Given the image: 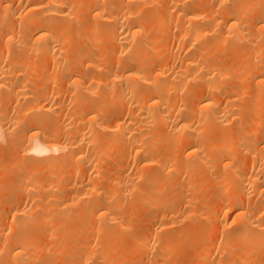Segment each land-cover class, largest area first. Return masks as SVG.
Returning <instances> with one entry per match:
<instances>
[{"label": "bare ground", "instance_id": "1", "mask_svg": "<svg viewBox=\"0 0 264 264\" xmlns=\"http://www.w3.org/2000/svg\"><path fill=\"white\" fill-rule=\"evenodd\" d=\"M198 1L200 2V0H1L0 63H4L5 56L11 55L12 58L20 56L23 59L31 55L30 58L38 57V61L33 60L34 66L33 64L30 66L35 67L36 62L42 63L35 68L31 66L33 69L38 68L40 75L45 70L51 78L53 72L54 77L56 76V79H47L44 82L58 83L57 76L60 74L55 75L58 69H64L66 75L63 77L60 75L59 80L65 78L59 82L61 87L54 85L58 87L55 91L44 89L45 92L40 93L36 87V89L31 87L32 90L27 87L28 93L23 90L28 86L26 83L25 86L23 84L27 80H23L21 84L10 86V83L6 86L5 72L0 74L1 90H8L17 96H26L23 99L28 107L25 108L24 119L22 118L21 122L14 119L17 126L20 124L18 128L21 126L24 128L20 141L23 142L22 150L23 146L25 148L21 150L23 154L19 155L23 156L22 160L30 161L36 157L38 160L40 157L42 159L39 162L37 160L38 164L37 158L34 159L37 167L32 165L35 164L33 160L27 164L32 166L24 170L25 175L20 187L27 193L26 203H30L28 206L31 205V208L28 209L27 205L17 206L10 215L9 226L12 231L4 234L0 230V262L122 264L124 253L118 254L120 252L115 249L117 252L114 254V251H110V244L122 243V239L119 240L124 234L123 237L130 238L128 240H131L133 248L144 250V264H169L163 253L166 255L175 250L169 251L172 248L171 227L177 219L200 217L211 219L212 212H217L218 216L205 230V233L216 235L203 243L197 242L196 246L201 244L195 264H264V256L261 257L263 254L261 251H264V133L259 135L253 127L244 132L238 129L235 131L236 134L253 136L256 141L251 143L252 145L249 144L250 146H244V143L234 145L230 141L227 125L241 119L235 112L238 90L230 88L229 84L236 80L235 72L220 69L204 57H207L209 49L223 50L225 43L234 52L242 42L247 47V53L244 54L248 55V62L251 63L254 59L252 62L256 63L254 65L251 63L254 70L249 65L254 72L251 76L256 83L255 87L259 88L257 90L259 93L256 91L258 94L256 98L264 95V68L260 69L255 62L264 50V0H204L205 2L201 0V4ZM254 6L260 7L259 17L256 16L257 10ZM145 7L149 11H143ZM159 8H164L166 14L161 13L160 16ZM248 12L253 13L255 18L245 17L249 16ZM80 22L82 27L80 32L78 30V39L75 33ZM74 24H77L76 29L75 27L72 29ZM155 38L162 39L161 41L156 39L159 45ZM152 44H157V47L155 45L153 47ZM170 46L174 47L175 51L167 55L166 52L173 49ZM238 47L240 49V46ZM155 51L158 55L159 53L164 55L163 59L161 57L162 60L154 55ZM93 52L101 54L102 60ZM73 53H78L79 57ZM152 53L151 57L155 63L151 61ZM229 55L228 60L232 58V54L230 59ZM75 56L78 62L77 60L75 62L76 58H73ZM153 57L157 61H154ZM30 62L32 63V59ZM50 70L51 74L48 72ZM16 74L15 77L19 76ZM47 74L46 77L49 78ZM27 78L30 82V78ZM36 80L38 81V78ZM63 82L67 90L60 91L64 90L65 85H61ZM190 84L198 87L189 90L185 98L180 97ZM92 87H96L94 92L90 91L93 90ZM97 88L104 90L108 99L103 98L106 97L103 92L97 94ZM87 91L96 94L92 98L100 100L98 103L101 105L92 103L96 99H91ZM112 106H117L118 111H114L115 114L109 111V115H105L109 107L112 110ZM34 111L44 113L42 117L47 115L51 117L50 113L53 115L54 112L58 113L60 120L58 118L56 122V117H51L52 120L50 117L39 119L41 112ZM34 113L38 114V119L34 117ZM7 114L6 117H0V140L2 134L9 130L10 118ZM104 115L105 117H102ZM106 117L110 121L103 122ZM48 119L49 125L55 121L51 125L52 129H49V126L45 129ZM210 133L217 135L215 143L208 138ZM11 134L8 136L11 137ZM235 151H243L242 155L245 154L244 170L240 171L237 168L240 162L235 157ZM111 152L116 157L111 156ZM108 156L112 159L110 163H107ZM44 160L49 162L47 166ZM65 160L70 161V164L67 163L69 166L67 164L56 166V162L61 165L66 163ZM114 160L116 163H113ZM40 161L44 162L40 165L46 166L45 169L40 168ZM19 162L21 165L17 161L16 164L25 166L22 161ZM111 163L112 166L116 164L117 167H121H115L116 170L110 169L114 171L110 173L109 170L108 173L107 166H111ZM207 166L210 167L209 171ZM191 167L205 168V172L210 173L222 169L223 176L217 181L220 191L214 200L208 204L199 200V197L189 190L177 197L159 196L164 190L162 186L155 185L156 180L176 170L187 172ZM23 169L21 168L22 171ZM42 171H45L46 175L42 174L39 178L38 173L41 174ZM196 175L199 176L198 173ZM194 176L195 174L193 178ZM207 176L209 179L211 175ZM231 177L234 182L230 188L231 184L227 181ZM186 178L184 181L193 186L194 183L191 184L193 179L191 180L189 175H186ZM202 184L203 190L206 183ZM135 191L138 194L134 198L150 210L146 225L141 228L144 232L141 233L136 232L140 229H134L129 225L122 212V202ZM32 209L41 210L43 220L46 222L49 220V223L54 224L52 229L46 230V236L52 238L51 244L57 242V245L62 241L63 244H59V248L57 246L60 254L58 259L51 258L48 254L50 260L43 258V261L38 260L41 253L39 250L41 246L39 247L37 243L39 236L37 234V240L33 234L31 235L30 230L31 233H28L25 229L28 227V219L34 217L31 216ZM77 212L83 216L79 217L85 220V224L82 225V222V226L74 230L59 228L63 222L70 220L71 216L76 218ZM42 235L40 238L44 240L46 236ZM74 235L80 239L72 241L71 246L67 242H70ZM53 237L58 241L55 242ZM65 243L70 247L67 248ZM41 245L43 246L42 242ZM51 247L55 248V244ZM125 248L123 245L121 250ZM62 251L65 252L64 259H61ZM44 252L46 254V251ZM254 253L257 255L253 258ZM54 260L55 262H52Z\"/></svg>", "mask_w": 264, "mask_h": 264}, {"label": "rangeland", "instance_id": "2", "mask_svg": "<svg viewBox=\"0 0 264 264\" xmlns=\"http://www.w3.org/2000/svg\"><path fill=\"white\" fill-rule=\"evenodd\" d=\"M203 2H205L204 0H202ZM0 2H1V0H0ZM198 3H200L201 4V0H200V2L198 1ZM253 3V2H252ZM202 7H204V3H203V5H202ZM256 8V10L257 11H255V10H253V8ZM253 8H252V10H253V12L255 11V13L257 14H255L257 17H259L258 16V14L260 13L259 12V8L260 7H256V6H254ZM150 8V10L152 9V6L151 7H149ZM254 8V9H255ZM157 9V11H158V8H156ZM160 10V16H161V13L163 14V15H165L166 14V12H165V9L164 8H159ZM149 11L148 9H147V7H145L144 9H143V11ZM252 10L250 11V12H252ZM156 11V10H155ZM261 11H262V9H261ZM259 12V13H258ZM165 13V14H164ZM156 14H159V13H156ZM247 14V13H246ZM248 14H249V16L248 15H246L245 17H250V16H252V18L250 17V19H253V17H254V14L253 13H249L248 12ZM253 14V15H252ZM162 15V16H163ZM255 18V17H254ZM257 19V18H256ZM75 25V24H74ZM76 26H77V24L75 25V26H73L72 27V29L75 27V29H76ZM79 27V28H78ZM80 27H82V23L80 22L79 24H78V26H77V32H76V30H75V34H77V33H79L80 32ZM78 30H79V32H78ZM74 31V30H73ZM164 34V33H163ZM78 35V34H77ZM76 35V36H77ZM167 35H168V33H167ZM166 34H165V36H167ZM164 35H162V37H163ZM164 36V37H165ZM74 38H75V36H74ZM78 39H79V35H78V37H77ZM77 38H75L76 40H77ZM92 38V37H91ZM156 39L157 38H155V41H156ZM159 40L161 41L162 39H160L159 38ZM158 39H157V41H159ZM154 41V42H155ZM156 41V42H157ZM158 43V42H157ZM160 43H158V45H159ZM240 44H242V45H240ZM256 44V43H255ZM85 45V44H84ZM83 45V46H84ZM155 44H152V46L153 47H157V44L154 46ZM257 45H258V43H257ZM257 45H255V46H257ZM151 46V45H150ZM151 46V47H152ZM238 46H240V49H238L239 47ZM238 46L236 47V50L233 52V50L231 49H229V46H228V44H226L225 43V45L223 46V50L222 49H220V50H222V51H213V50H211V49H209L208 51H207V57L206 56H204L205 58H207V60H210V62L211 63H213L214 65H216L217 67H219L220 69H222L223 68V70H227V71H233V72H235L236 73V75H235V73H234V76L236 77V80H238V81H234V82H231V83H229L230 84V88L232 87V89H234V88H236L235 90H238V95H237V97H236V99H235V104H236V107H235V112L237 113V116L238 117H240L241 119H238L236 122H230V123H228V125H227V134H229L230 136H231V138H230V141L235 145L236 143H241V144H245L244 146H246V145H248V146H250L249 144H253L255 141H256V138H254L253 136H248V135H246V134H244V133H242V134H236L235 133V131L236 130H241V131H247L248 129L250 130L252 127L253 128H255L257 131H258V133H259V135L261 134V133H264L263 132V130H264V95H262V96H260V98H259V96L256 98V95H258L257 94V92L259 93V91H257V90H259V88L258 87H255L256 85V83L252 80L253 79V76H251L254 72L252 71V70H254L253 69V65L254 64H256V63H254V62H252V61H254V59L252 60L251 58V63L253 64H251L250 62H248V59H249V57H248V55H246V54H244V53H247V47L245 46V44H243L242 42L241 43H239L238 44ZM259 46V45H258ZM172 46H170V48H171ZM173 49H171V50H169L168 51V49L166 50V51H168V52H166L167 53V55L169 54L170 55V53H173V51H175L174 49V47H172ZM256 48V47H255ZM150 49V48H149ZM147 50H148V47H147ZM146 50V52H148ZM154 50V49H153ZM229 50H230V52H229ZM237 50H238V52H237ZM242 50V51H241ZM82 51V50H81ZM96 51V50H95ZM98 51V50H97ZM96 51V52H97ZM150 51V50H149ZM162 51V50H161ZM172 51V52H171ZM211 51L212 52H214V53H211ZM160 52V51H159ZM216 52V53H215ZM93 53H95V52H93ZM97 53H99V51L97 52ZM97 53H95V56H96V54ZM149 53V52H148ZM151 53V52H150ZM149 53V54H150ZM156 53V54H155ZM164 53V51H162V54ZM240 53V54H239ZM241 53H242V55H244L243 56V59H242V55H241ZM73 54H75V53H73ZM73 54H72V56H73ZM161 53H159V55H158V53L155 51L154 52V55L156 56V57H160V60H162L163 59V56L165 55V53H164V55H162ZM228 54H232L231 55V59H230V55H229V59L230 60H228ZM71 55V54H70ZM75 55H78L77 57H79V54L77 53V54H75ZM92 55H94V54H92ZM162 55V56H161ZM166 55V56H167ZM246 55V56H245ZM261 56L260 57H262V58H260L259 57V59H257V61H255V62H257V65H258V67L261 69V68H264V50L262 51V53L260 54ZM26 56V55H25ZM24 56V57H25ZM34 56V55H33ZM97 56L100 58V56H101V54H97ZM151 56H153V53L150 55V57ZM154 56V57H155ZM238 56V57H237ZM240 56V57H239ZM10 57H11V59H10ZM13 56H8V57H6L5 56V59H4V63H0V74L1 73H3V72H5L4 73V75H5V79L6 80H4L5 81V84H6V86H8L10 83V86L11 85H16L17 83L18 84H21L22 82H23V80L25 81V80H27V82L25 81V82H23V84H24V86L27 84L28 86H25L24 87V89L23 90H25V91H27L28 92V90H26L27 89V87L28 88H30V90H32V88H37V91L39 92V91H41L40 93H42L43 91L45 92V90L46 91H55V89H57L58 87L57 86H54V85H59V87H61L60 86V83L59 82H61V81H63L64 80V78H62V80L60 81L59 80V77H60V75L62 74V77L63 76H65L66 75V73H65V70L64 69H58L59 71H58V73L56 74L55 73V75H58V74H60V75H58L57 77H58V79H57V82L59 83H55V84H53L54 82H56V81H53V83H51V82H44V81H47V79H56V76L54 77V72H53V76H52V78H51V76L50 75H48L47 73H46V71L44 70V73H41V75H40V71H38L39 69L38 68H36V69H33V68H35V67H37L41 62H40V60H39V62L40 63H38L37 64V62H36V66L35 67H33L34 66V62L37 60L38 61V57H36V58H30V57H32L31 55H27L26 56V58H23L22 59V57H20V56H17V57H15V58H12ZM19 57V58H18ZM69 57V56H68ZM71 57V56H70ZM80 57H82L81 55H80ZM94 57V56H93ZM97 57V58H98ZM150 57H148V60H149V58ZM154 57H153V59H154ZM155 57V58H156ZM161 57H162V59H161ZM209 57V58H208ZM72 58V57H71ZM71 58H69L70 59V61H71ZM74 59L76 58V56L75 57H73ZM96 58V59H97ZM98 58V59H99ZM158 58H156L159 62H160V60L158 59ZM12 59H13V61H12ZM15 59V60H14ZM26 59V60H25ZM31 59H32V63L30 62L31 61ZM68 59V60H69ZM219 59V60H218ZM235 59V60H234ZM6 60V61H5ZM9 60H11V61H9ZM18 60L20 61V62H18ZM33 60H35V61H33ZM76 60H77V62L79 61L77 58L75 59V62H76ZM100 60H102L101 58H100ZM157 60H155L154 59V61H157ZM212 60H213V62H212ZM217 60H218V62H217ZM222 60V61H221ZM238 60V61H237ZM247 62H246V61ZM29 61V62H28ZM69 61V62H70ZM151 61L153 62V60H152V57H151ZM150 61V62H151ZM214 61H216V62H214ZM223 61H225V62H223ZM235 61H237V62H235ZM242 61V62H241ZM245 61V62H244ZM259 61V62H258ZM14 64H13V63ZM26 62H28V64L26 63ZM72 62H74V60H72ZM149 62V63H150ZM171 62V61H170ZM220 62V63H219ZM234 62V63H233ZM19 63H20V65H19ZM153 63H155V62H153ZM230 63V64H229ZM234 65H233V64ZM248 63H250V64H248ZM2 64V65H1ZM6 64H7V66H6ZM30 64H33V68L30 66ZM244 64H246L245 65V67H244ZM12 65V66H11ZM14 65H16V67L14 66ZM17 65H19V67H17ZM25 65H27V67H25ZM41 65H42V63H41ZM41 65H40V67H41ZM226 65H228L227 67H226ZM232 65V66H231ZM249 65H250V67H252V70H251V68L249 67ZM28 66H30L31 68H32V70H31V68L30 67H28ZM221 66V67H220ZM225 66V67H224ZM243 67V69H242V67ZM249 68H250V70H249ZM6 69H9V70H6ZM11 69V70H10ZM43 70V69H42ZM41 70V71H42ZM61 70V71H60ZM82 70V69H81ZM23 71V72H22ZM36 71V72H35ZM63 71V72H62ZM248 71H251L250 73L248 72ZM10 72V73H9ZM17 74H16V73ZM35 72V74H36V77H35V74H33ZM49 72V74H51L52 72H51V70L50 71H48ZM253 72V73H252ZM47 74V76L49 77V78H47L46 77V74ZM14 74V75H13ZM15 74L16 75H19V76H16L15 77ZM64 74V75H63ZM84 74H85V72H84ZM13 77H12V76ZM30 75V76H29ZM81 75H83V73L81 74ZM81 75H80V77H81ZM248 75H249V77H248ZM244 76H246V77H244ZM12 77V78H11ZM27 77H29L30 79V82L28 81V78ZM41 77V78H40ZM46 77V78H45ZM83 77V76H82ZM15 78V79H14ZM24 78V79H23ZM38 78V81L36 80ZM40 78V79H39ZM43 78V79H42ZM61 78V77H60ZM243 78V79H242ZM8 79V80H7ZM239 79H240V81L242 82L241 84L240 83H238V82H240L239 81ZM246 79V80H245ZM21 80V81H20ZM43 80V81H42ZM59 80V81H58ZM249 80V81H248ZM245 81H247V83H245ZM13 83V84H12ZM26 83V84H25ZM31 83V85H29V84ZM32 83H33V85H32ZM44 83V84H43ZM48 83H50V84H53L52 86L50 85V84H48ZM65 85V83L63 82L61 85ZM229 84L226 86V87H228L229 86ZM232 84V85H231ZM236 84V86L234 87V85ZM37 85V86H36ZM42 85H43V87H42ZM32 87V88H31ZM56 87V88H55ZM189 87V89H187ZM194 87H198V86H196L195 84L193 85H188L187 87H186V90L183 92V94L181 93L180 95V97H186V95L188 94V91L189 90H192V89H194ZM35 88V89H36ZM50 88H51V90H50ZM93 88V90L92 89H90V91L91 92H94L95 91V89H96V87L94 88V87H92ZM258 88V89H257ZM45 89V90H44ZM63 89L64 90H60V88L58 89V90H60V91H65V89H66V85L63 87ZM98 89V91L96 90V92H97V94H98V92L99 93H101V92H103L102 94L103 95H105V93H104V90H100L99 88H97ZM1 90V89H0ZM4 90V91H3ZM23 90L21 91V93L23 92ZM58 90H56V91H58ZM67 90V89H66ZM261 90V89H260ZM257 91V92H256ZM0 92H2V93H0V99L1 98H4V99H1L0 100V115H3V116H0L1 118L2 117H4L7 113V117H9L10 118V120H9V118L7 119V120H9L8 121V125H9V130L5 133V134H7V135H3L2 134V138H3V140H2V138H1V140H0V208L3 206V208H1L0 209V230L2 231V232H4V234H8V233H10L11 231H12V229L10 228V226H9V222L11 221V219H10V215H11V212H12V210H14L17 206H19V207H24V205H29L30 203H26L27 202V193H24V191L22 190V188L20 187V183H21V181H22V178L24 177V175H25V171L27 170L26 168L27 167H29V166H32V165H37L38 164V162H39V160H42L41 159V157L39 158V160H38V158L36 159V158H34V159H36V162H37V160H38V162H37V164H36V162H35V160H34V163L35 164H30L29 166L27 165V164H29V163H32V159L29 161L28 159L27 160H25V159H23L22 160V158H23V156H20L19 154L21 153V155L23 154V152H21V150H22V145H23V142L21 143V139H22V137H23V135H22V137H21V134H23V127L21 126V128H18V127H20V124H18V126H17V122L15 123V120H18V122H21L23 119H24V117H25V115H26V112H25V108H27L28 106H27V102L25 103V100L23 99V97H26L25 95H23V93H22V95L23 96H21V95H19V96H17L16 95V93H11L10 91H8V90H5V89H2ZM88 92V91H87ZM95 92V93H96ZM106 92V91H105ZM256 92V93H255ZM263 91L261 90V93H262ZM8 93V94H7ZM29 93V92H28ZM89 94H90V92H88ZM264 93V92H263ZM2 94V95H1ZM18 97H16L15 95ZM24 94H26L27 95V93H24ZM93 93H91L90 95V97H91V99H96V98H92L93 96H96V94L94 95H92ZM108 94H110V93H108ZM5 95V96H4ZM14 95V96H13ZM184 95V96H183ZM261 95V94H260ZM21 96V97H20ZM106 96V95H105ZM89 97V98H90ZM103 97V96H102ZM110 97V96H109ZM16 99L17 101H15L14 99ZM21 98V99H20ZM103 98H107L108 99V95L106 96V97H103ZM26 99V98H25ZM91 99H89L90 101H92ZM110 99V98H109ZM257 99H258V101H257ZM7 100V101H6ZM22 100H24L23 102H22ZM27 100V99H26ZM101 100H102V98H101ZM1 101H2V103H4V104H2L1 103ZM93 101H95V102H93ZM92 101V103H94V104H96L97 103V105L98 104H100V103H98V101L99 102H101L100 100H93ZM102 101H104V100H102ZM21 102V103H20ZM20 103V104H19ZM29 103V102H28ZM104 103V102H103ZM255 103V104H254ZM89 105H91V104H89ZM101 105V104H100ZM27 106V107H26ZM105 108H106V106H105V104L103 105ZM19 107V108H18ZM114 106H112V110H111V108L109 107V109L107 110V114H105V115H109L108 113H109V111L110 112H112V113H114V111H118V109L119 108H117V106H115L114 108H113ZM119 107V106H118ZM15 108H17V109H15ZM15 109V110H14ZM21 109H23V111L21 110ZM7 112V113H6ZM15 112H17V113H15ZM34 112H36V111H34ZM38 112H41V111H37L36 113H38ZM57 112V111H56ZM256 112H258V113H256ZM112 113H110L111 115H114V114H112ZM40 114V116H39V119L40 118H47V117H50V115H47V116H45V117H42L43 116V114L44 113H39ZM51 114V117L52 118H55L56 120V122L58 121V118H59V120H60V117H59V115H58V113L57 114H55V112H54V115L52 114V113H50ZM34 117L36 118V119H38L37 118V116H38V114L36 115L35 113H34ZM56 115V116H55ZM105 115L104 116H102V117H105ZM111 115L110 116H108L109 117V119H110V117H111ZM24 116V117H23ZM54 116V117H53ZM6 117V116H5ZM12 117H14V118H12ZM51 117H50V119H51ZM108 117H106V119L105 120H107V121H103V119H102V121L103 122H108V121H110L109 119H107ZM17 118V119H16ZM19 118V119H18ZM23 118V119H22ZM254 118V119H253ZM15 119V120H14ZM52 120V119H51ZM12 121V122H11ZM48 122L46 123L47 125H45V129L49 126L50 128L49 129H52V127H51V125H52V123H54V122H52L51 123V125H49L50 123H49V119L47 120ZM51 122V121H50ZM10 123V124H9ZM49 123V124H48ZM58 124V123H57ZM12 125V126H11ZM14 125V126H13ZM55 125V124H54ZM54 125H53V127H54ZM17 126V127H16ZM47 126V127H46ZM11 127H13V129L14 130H12V128ZM48 129V128H47ZM12 130V131H11ZM255 130V131H256ZM21 131V132H20ZM262 131V132H261ZM12 133V134H11ZM20 133V134H19ZM11 134V137L10 136H8V135H10ZM19 134V135H18ZM104 134V133H103ZM102 134V136H104ZM4 136V137H3ZM101 136V137H102ZM5 137H10V138H8V139H6ZM208 138L210 139V141L212 142V143H215V141H217L216 139H217V135H215V133L214 134H212V133H210L209 135H208ZM18 141H20V142H17ZM23 141V140H22ZM251 144V145H252ZM24 148H25V146H23ZM24 148H23V150H24ZM116 148V147H115ZM117 149V148H116ZM22 150V151H23ZM114 151H115V149H114ZM113 151V152H114ZM113 152H111V156L112 155H114L115 156V152L113 153ZM242 152L243 151H235L234 152V154H235V157L239 160V165L240 166H237V168L241 171L242 169L244 170L245 169V163H244V161H246L245 159H246V157H245V154L243 153V155H242ZM56 155V157H57V154H55ZM109 155V156H110ZM58 156H59V154H58ZM107 157L108 159H109V161H107V160H105V161H107V163H110L111 162V156L110 157ZM20 157H21V159H20ZM116 157V156H115ZM47 158V157H46ZM244 158V159H243ZM58 159V158H57ZM113 159H114V157H113ZM116 159V158H115ZM19 160L20 161H22V164H25V166H19V165H21V162H19ZM49 160V159H48ZM59 160H61V158H59ZM16 161L19 163V165H18V163L16 164ZM58 161V160H57ZM62 162H63V160H61ZM242 161V162H241ZM43 161H40V163H39V165L42 163ZM44 162H45V160H44ZM43 162V163H44ZM65 162L66 163H63V164H59V162H56V166L58 167V166H62V165H66L67 163L68 164H70V161L68 160V162L65 160ZM49 162L48 161H46L45 162V165L47 166V164H48ZM61 163V162H60ZM106 162H105V164H107ZM113 163H116V161L114 160V162ZM113 163H111L110 165L111 166H107V168H108V170H107V172L109 173V170L110 169H114V170H116V168L115 167H117L116 166V164H114V166H112V164ZM67 164V165H68ZM13 167H12V166ZM15 165V166H14ZM38 165V166H39ZM66 165V166H67ZM109 165V164H108ZM33 166V167H34ZM45 166V167H46ZM69 166V165H68ZM18 167V168H17ZM20 167V168H19ZM25 167V169H23ZM35 167H37V166H35ZM41 167H44V165H40V168ZM45 167H44V169H45ZM119 167H121V166H118L117 168H119ZM208 167V171H209V169H210V167L209 166H207ZM21 168L23 169V171L21 170ZM196 167H191L190 169H189V171H185V172H183V171H179V172H177L178 170H176V171H174V172H172V173H170V174H167V176H166V174H164L163 176V178L161 177V178H159L158 180H156V184L155 185H157V186H162V190H164V192L163 191H161V193L159 194V196L160 197H167V198H172V196L173 197H177L180 193H186V191L187 190H189V192H194L193 194L194 195H196L197 197H199V200H201V201H204V202H206V203H208L209 204V202L210 201H212V200H214L215 199V197H216V195L219 193V191H220V187L218 186V184H217V181H218V179H220V177L222 178V176H223V173L221 172L222 171V169L221 168H219V169H216L213 173H210V172H208V171H206L205 172V168L204 167H202V168H204V169H199L198 167L195 169ZM14 171H13V170ZM105 169H106V167H105ZM16 170H18L17 172H16ZM25 170V171H24ZM114 170H110V173H111V171H114ZM201 170V172H199V171ZM20 171H22V172H20ZM219 171V172H218ZM43 173H38V177L40 178V175L42 176V174H44V172L45 171H42ZM22 173V174H21ZM24 173V174H23ZM196 173H198V175L199 176H197L196 175ZM199 173H201V174H199ZM205 173H207L210 177H209V179H208V176H207V174H205ZM210 173V174H209ZM185 174V175H184ZM195 174V176H194V178H196V180L193 178V175ZM44 175H46V174H44ZM43 175V176H44ZM183 175V176H182ZM186 175H189V178H191V180L193 179V182H191V184L192 183H194L193 184V186L191 185V186H189L188 184H187V182L186 181H184V179L186 178ZM219 175V176H218ZM216 176H218V177H216ZM217 178V180H216V178ZM41 178H43V177H41ZM165 178H167V180H165L164 181V179ZM187 179V178H186ZM195 180V181H194ZM199 180V181H198ZM196 182V183H195ZM201 182V183H200ZM203 182H205L206 184L204 185L205 187H204V189L202 190V188H203ZM228 183L230 182V184L231 183H233L234 182V179H233V177H231L228 181H227ZM198 185H200V186H198ZM232 185L233 184H231V186H230V188L232 187ZM19 186V187H18ZM18 187V188H17ZM198 188V189H197ZM200 188V189H199ZM205 188H207L206 190H205ZM200 190V191H199ZM202 190V191H201ZM138 194V192H134L131 196H129L126 200H124L123 202H122V212H123V214H124V218L126 219V220H128L129 221V225H131V226H133L132 228H138V229H140V230H137L136 232H138V233H141V231L142 232H144L143 230H141V228H143V226L144 225H146V220L148 219L147 217L149 216V214H150V210L148 209V207L145 205V204H142L140 201H138V200H136L134 197H135V195H137ZM172 194V195H171ZM170 195V196H169ZM26 198V199H25ZM5 205V206H4ZM31 206V205H30ZM30 206H28L27 208L28 209H30L31 207ZM5 208V209H4ZM2 211V212H1ZM31 212L34 214H32L31 213V216H34V217H32V218H30V219H28V223H27V225H28V227L27 228H25L26 229V231H28V233H31V235L33 234V236H35L34 238H38V237H36L37 236V234H38V236H39V242L41 241L42 243H43V246L41 245V242L39 243L38 241H37V243L39 244V247L41 246V248L39 249V247H38V244H36L37 245V247H38V249L41 251V253H40V251H39V253H40V256H38L39 258H38V260L40 259H51V258H57L58 256H60V254L58 253V251L59 250H57V246H58V248H59V244H61L62 243V241L60 242V243H58L57 245H56V241H58L57 239V236H56V238L55 237H53V239L55 238V242L56 243H53L52 242V244H51V239H49V237L47 238V236H46V230L47 229H49L50 230V228L52 229L53 227V225L54 224H51V223H49V220H48V222H46V221H44L43 220V212L41 211V210H31ZM79 212V211H78ZM77 212V215L78 216H76V218H75V216H74V218H73V216H71L72 218L70 219V220H68L67 222H63L60 226H59V228H61V229H64V230H69V229H71V230H74V229H78V227L80 228L83 224H85L84 223V221H83V219H81V218H83V216H81V215H79V213ZM82 211L80 210V213H81ZM205 212V211H204ZM5 213V214H4ZM74 214H76V212L74 213ZM81 218H80V217ZM218 216V214H217V212H212V215H211V219H208V218H204V217H200V218H194V219H186V218H179V219H177V222L173 225V227H171V234H172V244H171V249L170 248H168V249H170L169 251L171 252V250H174V251H172V252H174V253H166V255L163 253V255H164V258L165 259H167V261H168V263L169 264H195V259H196V257H197V255L199 254L198 253V249H199V245L201 244V243H203V242H205L206 240H209L210 238H212L214 235H216V233L215 234H209V233H205V230H206V227L208 226V225H211V223H213V221H214V219L216 218ZM88 221V220H87ZM231 221V219L229 220V222ZM83 222V223H82ZM81 223H82V225H81ZM88 223H89V221H88ZM87 223V225L89 226V224L91 223H89L88 224ZM42 224V226H40ZM37 225H39V226H37ZM142 225V226H141ZM37 226V227H36ZM90 226H92V223L90 224ZM89 226V227H90ZM89 227H87V228H89ZM37 228V229H36ZM31 232H30V231ZM45 234L44 236H46L45 238H43L44 240H41V238H40V236L41 237H43V235L42 234ZM41 234V235H40ZM76 236V237H75ZM124 236V234H122V237L120 238V240L119 241H121V239H122V243L121 242H112L111 244H110V251H114L113 253L114 254H116L115 252H117V251H119L120 253H118V254H123L124 256H125V258H124V256H123V263L124 264H138V262H139V264H144L145 263V258H144V250L143 249H139V248H133L132 246H133V244H131V240L129 241L128 239H130L129 237L127 238V237H123ZM82 237V236H81ZM77 238V235H74L73 237H71L70 239H72L70 242H67V240H66V242L70 245L71 243H72V241H76L77 239L79 240L80 238H79V236H78V238ZM124 238V239H123ZM37 239V240H38ZM70 239H68V241L70 240ZM53 241V240H52ZM60 241V240H59ZM200 241H202L198 246H196V244H198ZM198 242V243H197ZM50 243V244H49ZM67 243H65L64 245L65 246H67L66 244ZM74 243V242H73ZM53 244H55V248L54 247H51V245L53 246ZM63 244V243H62ZM121 245V246H120ZM123 245H124V248H125V246H126V248L124 249V250H121L122 248H123ZM131 245V246H130ZM71 246H72V244H71ZM112 246H113V248H112ZM49 247V248H48ZM70 247V246H69ZM68 246H67V248H69ZM118 247H120V248H118ZM135 247V246H134ZM54 248V249H53ZM61 248V247H60ZM131 248V250H129ZM114 249V250H113ZM117 251H116V250ZM126 249H128V250H126ZM55 250H57V251H55ZM133 250V251H132ZM135 250H136V252H135ZM38 251V250H37ZM43 251V252H42ZM44 251H46V254H45V252ZM51 251H52V253H51ZM68 251V250H67ZM66 251V252H67ZM129 253H128V252ZM143 251V252H142ZM48 252H50V253H48ZM139 252V253H138ZM263 252V254L261 255V257H263L264 256V251H261V253ZM64 253L65 252H61V254H62V258L61 259H64L65 258V255H64ZM136 253V254H135ZM143 253V254H142ZM261 253H259V254H261ZM51 256V258H50V256ZM54 254V255H53ZM127 254V255H126ZM130 254V255H129ZM138 254V255H137ZM255 254V253H254ZM39 255V254H38ZM43 255V256H42ZM53 255V256H52ZM68 256L70 255L69 253L67 254ZM135 255V256H134ZM168 255H169V257H168ZM256 255L257 254H255V255H252V257L254 258V257H256ZM42 256V257H41ZM55 256V257H54ZM63 256H64V258H63ZM128 256H129V258H128ZM133 256H134V258H133ZM140 256V257H139ZM260 256V255H259ZM258 256V257H259ZM46 257V258H45ZM132 257V258H131ZM136 257V258H135ZM138 257V258H137ZM167 257V258H166ZM260 257V258H261ZM67 258V257H66ZM139 258H140V260H139ZM141 258H142V260H141ZM43 259H42V261H43ZM58 259V258H57ZM128 259V260H127ZM132 259V260H131ZM135 259V260H134ZM143 259H144V263H143ZM257 259V258H256ZM139 260V261H138ZM57 261V260H56ZM131 261V262H130ZM135 261H136V263H135ZM52 262H55V260L54 261H52ZM122 263V264H123ZM0 264H3V261L2 262H0ZM205 264V263H204Z\"/></svg>", "mask_w": 264, "mask_h": 264}]
</instances>
